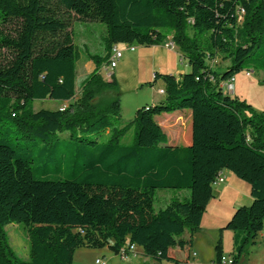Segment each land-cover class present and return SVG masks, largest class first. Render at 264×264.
Segmentation results:
<instances>
[{
  "label": "trees",
  "instance_id": "obj_1",
  "mask_svg": "<svg viewBox=\"0 0 264 264\" xmlns=\"http://www.w3.org/2000/svg\"><path fill=\"white\" fill-rule=\"evenodd\" d=\"M75 19L106 27V55L89 54L94 69L77 98ZM167 38L190 70L154 72L163 94L153 109L176 112L182 127L190 122L184 144L167 143L162 127L146 120L147 105L117 118L114 74L108 81L100 74L113 45ZM218 56L227 61L219 70ZM244 69L264 72V0H0V264H72L79 248L118 254L125 244L178 264L169 249L199 231L223 170L248 183L252 201L218 229L213 262L222 263L229 229V264H245L264 229V111L221 87ZM36 99L64 108L35 110ZM165 188L189 194L155 211V191ZM9 223L26 229L27 259L8 244Z\"/></svg>",
  "mask_w": 264,
  "mask_h": 264
},
{
  "label": "rangeland",
  "instance_id": "obj_2",
  "mask_svg": "<svg viewBox=\"0 0 264 264\" xmlns=\"http://www.w3.org/2000/svg\"><path fill=\"white\" fill-rule=\"evenodd\" d=\"M72 34L73 41L80 52L79 60L76 62L77 73L75 87L77 88L79 83L84 79L85 73L90 70L89 65L91 62L89 60V54H97L102 57V60L106 55L104 43L106 27L99 22L79 21L75 19L72 23ZM169 41L170 39L167 38L165 43L156 46H141L134 44L135 49L133 51L127 50L126 44L117 43V46L123 50L122 57L117 61V66L111 70L100 68V74L104 81L110 80L111 73L115 74L114 77L117 83L116 90L120 99V114L117 118L123 120L131 119L138 108L147 105L150 110L148 113L149 117L146 120L149 119L161 126V123H163L165 119L164 114L168 111H161L159 113L157 110L153 109L155 103L162 97L158 92L162 81L156 79L152 82L154 72L178 74L190 70L187 60L180 56L178 48L175 45L165 46ZM107 63L108 62L104 64ZM226 64L227 61L223 60L220 56L213 62L214 68L218 70L222 69ZM250 71L249 75L245 74V69L234 75L232 80L233 93L244 98L256 111H264V82H261L264 78V72L262 70ZM58 102L59 101L52 99H36L33 102V108L35 110L39 108L55 109L58 107ZM184 112H188V110H184ZM183 125L184 127L177 122H173L169 125L170 127L163 128V131L167 135L168 144H172L175 139L178 141V144H184V138L187 136V129L185 128L190 127V122ZM184 131H186V133L183 138H181V134ZM148 132L147 128L146 130L144 128L143 140L149 137ZM132 133L133 130H129L122 137V142H129ZM61 136H66V134H62ZM222 175L224 179H226V175L224 173ZM237 180L239 181L237 184L234 182H230L229 185L227 184L228 191L223 201L221 200L216 207L211 209L213 212L204 220V225H200L201 228L199 231L192 235L195 252L198 254L200 260H203L206 264H209L208 259L215 255L214 245L218 238L219 226H223L231 218L236 208L239 206H248L252 201L249 195L248 183L239 178H237ZM245 186H247L248 189ZM232 191L238 193L239 200L232 196ZM188 194V190H176L171 188L157 189L154 194L153 208L157 211L164 208L171 198H187ZM234 206L235 208L230 216L226 218L222 224L216 226V224L222 220V217L226 215L228 209ZM4 231L7 242L15 254L22 259H27L29 239L24 226L18 223H9L4 226ZM222 246L224 258L225 260H229L232 249V231L229 229H223ZM97 252H99L97 249H81L77 251L74 263L72 262V264H96V258L104 260L106 264H109L111 259L102 258L96 254ZM177 255L180 254L176 253V256ZM135 256L141 257V254L135 253ZM245 259V264H264V229L257 235L255 243L249 245ZM118 260L123 259L118 257ZM164 262L165 264H175L174 262ZM179 264L186 263L181 262ZM212 264L223 263L213 262Z\"/></svg>",
  "mask_w": 264,
  "mask_h": 264
},
{
  "label": "crops",
  "instance_id": "obj_3",
  "mask_svg": "<svg viewBox=\"0 0 264 264\" xmlns=\"http://www.w3.org/2000/svg\"><path fill=\"white\" fill-rule=\"evenodd\" d=\"M90 62H91L92 65L91 64L89 65V69L90 70L85 73V76L87 74H89L94 69L93 62L91 60H90ZM76 73H77V71H76V68H75V74ZM175 75H177V74H175ZM78 87H79V85L76 88V92H77L76 96L77 97L79 96ZM159 89H162V83H161V86L159 87ZM234 95H237V94L235 93ZM64 103L65 102H58V106H61ZM164 116H165V119H164L163 123H161V127L163 126L162 129L164 127L165 128L170 127L169 125L172 124L173 122H177L178 124H181V122H182L180 117L176 114V112L165 113ZM177 142L178 141L175 139L172 144H175ZM223 173L226 175V179H224V181L221 182V183L213 184V185H215V186L212 187L213 196L209 200L208 204L206 205V209H205V211H204V213L202 215V219H201V223H200L201 226L204 225V220L206 218H208L209 215L213 212L211 209H213V207H216L218 205V203L221 202V200L223 201V198L225 197V194H227V191H228L227 184L229 185L230 182H234L235 184L239 183V181L237 180L236 176L231 171L223 170L222 174ZM245 187L248 189L249 185H248V187L247 186H245ZM232 196L235 197V199L239 200L238 193L232 191ZM234 202H236V201H234ZM234 208H235V206L234 207H230L228 209V212L226 213V215H224V217H222V220H220L216 224V226H219L220 224H222V222L226 218H228L230 216V214L233 212ZM219 228H220V226H219ZM181 238L185 239V241L189 240V244L188 245L186 244L183 247L176 246V247H173V248L169 249V253H168L169 257L172 258L173 260H177L179 263L184 262L186 264H188V263H191V264H206L205 262H203V260H200V258L198 257V254L195 252V249L193 247L194 245H193L192 236H190V234L188 232H184L182 234ZM81 249H88V248H79V249H77L74 252V255H73V261H72L73 263H74V259H75L77 251H79ZM135 250H136V254H141V257L140 256L139 257L135 256V254L134 255L130 254V255H127L125 257H121L119 254H115L112 251H110L107 247H103L101 249H97V251H99V252H97L96 254H98L102 258H110L111 260L109 261V264H165L164 261L156 262V261L144 256L142 254L141 247H139L137 245H136V249ZM176 253H179L180 255L176 256ZM192 253H194L195 255L192 256ZM118 257H120L123 260H118ZM213 258H214V255L210 259H208L209 264L213 263L212 262ZM168 262H173V261H168Z\"/></svg>",
  "mask_w": 264,
  "mask_h": 264
},
{
  "label": "built area",
  "instance_id": "obj_4",
  "mask_svg": "<svg viewBox=\"0 0 264 264\" xmlns=\"http://www.w3.org/2000/svg\"><path fill=\"white\" fill-rule=\"evenodd\" d=\"M244 13V10L242 8H239L238 11H237V16H238V19L240 20L242 15ZM165 46H174L172 44L171 41L167 42L165 44ZM126 49L129 50V51H133L135 49L134 45H129V44H126ZM122 54H123V50L120 49L117 45H113L111 47V50H110V55H109V59H108V63L107 64H103L101 67L104 69V70H111L113 68L116 67L117 65V61L122 57ZM250 72L246 71L245 74L246 75H249ZM232 80L233 78H231L230 80L226 81L225 83H223L221 85L222 87V90L224 93H228V94H232L233 93V86H232ZM158 92L160 94H163V89H159ZM64 108V106H60L59 107V110H62ZM224 181V177L222 175V172H219L216 176H215V179L213 181V184H216V183H221ZM136 245L134 244H125L123 247L120 248L119 250V255L121 257H125L127 255H130V254H135L136 253ZM195 254L192 253V256H194ZM230 261L229 260H225V258L223 257L222 258V263L226 264V263H229ZM95 263L96 264H106L104 260H101L99 258H97L95 260ZM188 264H191V263H188Z\"/></svg>",
  "mask_w": 264,
  "mask_h": 264
}]
</instances>
